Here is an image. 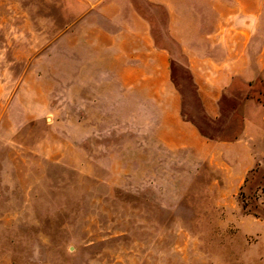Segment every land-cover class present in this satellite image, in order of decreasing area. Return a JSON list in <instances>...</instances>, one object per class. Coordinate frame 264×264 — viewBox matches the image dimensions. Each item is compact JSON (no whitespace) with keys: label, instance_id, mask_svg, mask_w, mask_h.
Returning <instances> with one entry per match:
<instances>
[{"label":"rangeland","instance_id":"1","mask_svg":"<svg viewBox=\"0 0 264 264\" xmlns=\"http://www.w3.org/2000/svg\"><path fill=\"white\" fill-rule=\"evenodd\" d=\"M97 2L0 0V264H264V0H170L163 109L98 107L134 69ZM179 110L201 140L161 131Z\"/></svg>","mask_w":264,"mask_h":264},{"label":"crops","instance_id":"2","mask_svg":"<svg viewBox=\"0 0 264 264\" xmlns=\"http://www.w3.org/2000/svg\"><path fill=\"white\" fill-rule=\"evenodd\" d=\"M89 1V0H88ZM195 1V0H194ZM110 0H98L94 11L89 12V18L94 12L97 11V15L101 11L104 18H110L115 20L113 25V32L110 34L106 29V34L103 39H98V43L105 45L104 52L116 53V47L118 45L125 46V50L120 52L118 60L132 61L133 71H129L131 67L125 65L120 69L105 70L102 74L98 75L97 84L93 85L92 91L97 92L98 95V107L102 106L107 109H120V108H149V107H169V30H170V0H161L160 5H144L143 7H125L123 10H117L110 12L108 6ZM122 2V1H121ZM178 3V1H177ZM148 6V7H147ZM156 10L160 12L159 23L150 18V12ZM99 14V15H100ZM159 25V26H158ZM159 27V38L156 34ZM90 42V41H89ZM127 45V47H126ZM112 60H117L114 57ZM157 61L159 67H156L154 74H146L144 69L147 67L148 61ZM137 66L142 68V72H137ZM125 69H128L127 71ZM263 71V69H261ZM254 68L249 71L246 70V75H260L263 72ZM233 73L229 75L232 76ZM227 76V74L222 75ZM241 76L245 75V72L240 73ZM153 78L156 81L160 80V83H154ZM164 81V82H163ZM206 91L203 86L200 90ZM227 89V86L222 88L212 87L213 94L212 100H205L204 106L207 109H215L220 107L219 99L221 95L219 92ZM218 90V91H217ZM160 93L161 99L154 100V95L157 97ZM226 92H224L225 94ZM223 94V95H224ZM177 96V95H176ZM178 97V96H177ZM114 113V110H112ZM209 111L210 115H214L217 111ZM217 114V113H216ZM215 114V115H216ZM214 115V116H215ZM258 116L256 113L255 117ZM258 118V117H257ZM109 122L115 123V119L111 118ZM161 131L170 132L172 134H181L188 132L189 138H196L201 140L200 132L192 122L185 120L182 117L181 110L176 113L172 124L165 123L164 111H162L161 117ZM167 125V126H166ZM192 142L191 140H189ZM170 143L169 146H171ZM194 144V143H193ZM176 145L178 141L176 140Z\"/></svg>","mask_w":264,"mask_h":264}]
</instances>
